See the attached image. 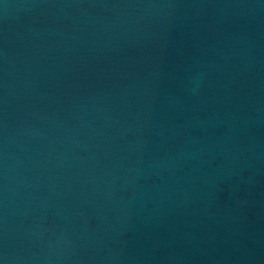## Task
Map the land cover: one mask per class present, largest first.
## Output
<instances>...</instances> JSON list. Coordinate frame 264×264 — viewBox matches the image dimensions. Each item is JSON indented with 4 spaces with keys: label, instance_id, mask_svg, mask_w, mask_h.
<instances>
[{
    "label": "water",
    "instance_id": "95a60500",
    "mask_svg": "<svg viewBox=\"0 0 264 264\" xmlns=\"http://www.w3.org/2000/svg\"><path fill=\"white\" fill-rule=\"evenodd\" d=\"M0 264H264V0H0Z\"/></svg>",
    "mask_w": 264,
    "mask_h": 264
}]
</instances>
